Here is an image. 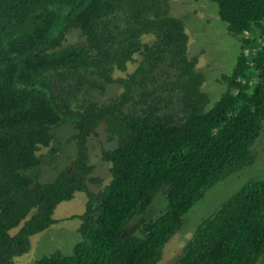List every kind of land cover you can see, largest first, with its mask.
Returning a JSON list of instances; mask_svg holds the SVG:
<instances>
[{
	"label": "trees",
	"instance_id": "16d2710c",
	"mask_svg": "<svg viewBox=\"0 0 264 264\" xmlns=\"http://www.w3.org/2000/svg\"><path fill=\"white\" fill-rule=\"evenodd\" d=\"M206 1L239 43L209 109L167 0H0V264L27 253L29 238L53 225L56 206L75 193L85 196L80 240L70 255L32 264H156L204 193L253 164L264 116V0ZM73 31L87 47L66 44ZM106 85L119 94L103 104L84 97ZM62 125L71 126L75 159L53 182L33 185L21 172L39 166ZM99 128L113 144L100 149L110 180L92 193L101 181L86 143ZM162 186L160 216L120 239ZM263 252L264 179L201 220L174 264H255Z\"/></svg>",
	"mask_w": 264,
	"mask_h": 264
},
{
	"label": "rangeland",
	"instance_id": "374dc122",
	"mask_svg": "<svg viewBox=\"0 0 264 264\" xmlns=\"http://www.w3.org/2000/svg\"><path fill=\"white\" fill-rule=\"evenodd\" d=\"M169 16L180 20L187 36L186 56L196 57L195 71L203 75L201 91L208 97L207 109L211 108L225 91V85L220 82L222 76H228L239 54V43L225 32V25L217 17L216 6L206 0H167ZM66 44L87 47L77 31L66 36ZM129 66L127 72L132 70ZM124 74L115 73L114 77ZM120 92L116 85H106L103 91L90 89L84 92V97L103 104L114 98ZM53 141L47 148L41 149L39 166L22 171L21 174L32 180L33 185L53 182L58 174L69 170L75 159L74 143L68 139L72 133L71 126L62 125L50 132ZM113 144L105 141L102 129L97 130V137L86 143L89 165L93 167V177L101 181L99 186H89L96 193L108 184V164L100 160V149H110ZM255 155L253 164L235 172L227 178L214 184L203 197L196 202L183 216L179 230L169 238L161 249V257L156 264H174L191 238L201 220L209 218L214 211L237 190L245 187L251 181L264 179V116L261 120L259 136L250 148ZM166 186L159 188L145 213L132 218L123 228L120 239L126 236H138L139 228L160 216L165 208ZM85 196L75 193L68 202L60 203L53 211L54 224L43 232L29 238L27 253L12 259L11 264H32L42 256L55 252L68 256L72 247L80 239L77 233V219L84 210ZM11 230L10 233H14ZM255 264H264V252Z\"/></svg>",
	"mask_w": 264,
	"mask_h": 264
}]
</instances>
